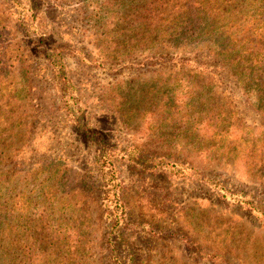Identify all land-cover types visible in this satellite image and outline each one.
<instances>
[{"label":"rangeland","instance_id":"rangeland-1","mask_svg":"<svg viewBox=\"0 0 264 264\" xmlns=\"http://www.w3.org/2000/svg\"><path fill=\"white\" fill-rule=\"evenodd\" d=\"M125 1L115 15L108 0H0V133L21 151L11 165L26 167L23 212L51 216L50 237L63 253L68 231L78 237L82 223L86 264H264L257 99L207 45L176 49L156 35L136 42L143 36L126 28L139 21L126 13L167 5ZM69 94L75 99L66 104ZM68 105L84 110L80 119ZM91 132L140 153L116 160L127 215L119 236L109 217L110 173ZM48 161L62 163L66 185L44 179L37 197L33 169ZM11 187L13 196L16 177ZM18 215L13 209V226Z\"/></svg>","mask_w":264,"mask_h":264},{"label":"trees","instance_id":"trees-1","mask_svg":"<svg viewBox=\"0 0 264 264\" xmlns=\"http://www.w3.org/2000/svg\"><path fill=\"white\" fill-rule=\"evenodd\" d=\"M108 1L111 2L112 14L115 15L118 14L119 7L127 3L125 0ZM164 3L167 6H153L150 9L142 7L133 13H126L133 17V20L139 21L137 25L128 24L126 33L136 28L134 33L143 36L135 40L136 42H152L151 38L156 35L159 40L169 42L176 49L180 46L207 45L212 56L218 59V63L226 65L239 83L253 93L257 99L256 107L264 115V0H164ZM200 36L205 38L201 40ZM69 98L75 99L69 94L66 104L69 103ZM68 107L71 109L67 114L73 121L80 119L84 114V110L82 114L78 113L74 105ZM89 137L95 142L97 158L102 160L107 173H110L105 180L111 190L108 205L112 209L109 217L113 219V227L117 229L127 223V215L124 201L119 194L121 182L117 174L116 160L131 159L139 152L113 148L110 141L100 132H91ZM9 140L10 136L0 133V264H51L63 253V250L60 252L58 249L60 241L50 237L57 227L49 214L36 212V218H30L23 212L24 205L30 202L24 187L25 177H22L26 167L19 163L11 165L22 159L21 151L18 148L12 150ZM59 164L62 163L52 164L48 161L35 164L37 167L33 169L31 180L38 185L35 196H41L44 179L49 181L53 188L59 183L66 185L61 180L59 168L56 167ZM43 171H46V176L38 182ZM15 177L19 182V190L12 196L11 183ZM50 189L48 187L47 191ZM13 198L15 208L12 204ZM13 209L15 212L19 211L14 226L11 224ZM26 223L30 226L29 229L26 228ZM81 227L82 223H78V237H70L68 231V241L72 244L66 247V253L60 258L62 264H86L83 251H80L83 247V236L79 230ZM119 231L117 229L112 233L119 236ZM18 232L21 234L20 238ZM24 232L27 240L33 239L29 246L21 240Z\"/></svg>","mask_w":264,"mask_h":264}]
</instances>
